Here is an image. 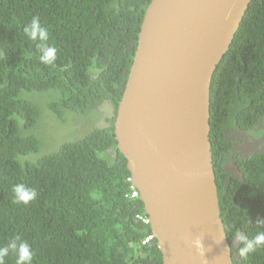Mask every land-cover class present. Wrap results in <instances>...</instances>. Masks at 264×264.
<instances>
[{"label":"trees","instance_id":"obj_1","mask_svg":"<svg viewBox=\"0 0 264 264\" xmlns=\"http://www.w3.org/2000/svg\"><path fill=\"white\" fill-rule=\"evenodd\" d=\"M149 2L18 0L7 12L22 28L33 16L44 23L57 19L48 28L49 45L60 49L70 39L74 47H92L95 54L103 50V56L116 57L128 68ZM9 24V20L0 21V27L6 29ZM1 37L8 42L13 56L0 57V95L6 99L5 106L16 109V114L0 110V246L17 236L28 241L33 249L32 264H161L162 253L155 242L139 245L149 229L135 216L144 213L142 201L126 196L129 171L126 159L115 150L113 124L95 129L83 142L65 141L36 162L26 158L31 153L40 156L48 151L40 153L38 138L28 133L39 110L33 101L19 96L16 84L29 92H34V87L51 91L45 102L57 114L67 100L76 96L82 101L74 108L86 111L98 106L103 98L113 97L91 81L89 74L75 82L65 72L56 78L55 86L42 84L46 81H42L41 69L47 71L50 67L40 63L35 42L25 35L12 38L6 32ZM210 89L213 167L217 171V165L221 173L219 157L228 145L223 130L231 126L247 129L254 123L260 126L259 118L264 117V0H250L228 52L213 73ZM114 103L116 107V100ZM47 160L69 165V184L53 188L35 178L36 202H15L12 188L19 182L20 172L40 175ZM241 165L245 172L240 196L243 203L238 201V180L222 185L223 177H217L215 182L226 233L233 236L241 230L252 238L264 231V225L256 223L264 218V153L248 157ZM257 189L261 194L259 206L255 203ZM233 263L264 264V246ZM5 264H15L14 253H9Z\"/></svg>","mask_w":264,"mask_h":264},{"label":"water","instance_id":"obj_2","mask_svg":"<svg viewBox=\"0 0 264 264\" xmlns=\"http://www.w3.org/2000/svg\"><path fill=\"white\" fill-rule=\"evenodd\" d=\"M249 2L151 0L119 106L115 113L110 107L113 121L103 122L114 123L117 151L150 218L162 264H233L224 251L229 246L215 183L210 88ZM197 236L205 257L190 244ZM174 246L180 254L172 255L190 260L172 262L168 249ZM233 257L239 259L234 247Z\"/></svg>","mask_w":264,"mask_h":264},{"label":"clouds","instance_id":"obj_3","mask_svg":"<svg viewBox=\"0 0 264 264\" xmlns=\"http://www.w3.org/2000/svg\"><path fill=\"white\" fill-rule=\"evenodd\" d=\"M17 2L18 0H0V21H10L9 27L7 29L0 27V57L4 56L7 58H11L13 56V50L9 46L8 42L3 37H1L2 33L6 32L12 38H18L19 35H25L29 40L35 42V46L40 53L38 57L40 63L48 65L50 67V69H48L47 71L46 68L41 69L42 81H46L42 84L55 86L57 83L56 78L64 75L65 72L70 80L75 82L82 76L89 74L91 81L97 82V85L98 87H100V89H107L109 95L113 97V99L103 98L98 106H96L94 109L86 111L83 108H74L75 103H81L82 101L81 96H76L74 99L67 100L66 103L63 104V107L61 108L59 114L50 109L45 102L47 108L57 115H60L63 110H69L78 114H82V116L78 115L69 120V122L74 121L72 125H77L78 121L81 118L86 119L89 116L91 123L84 129L86 133L79 139L69 141L73 143L83 142L92 135L95 129L103 128V122L113 121V119L109 118V116H112L110 107H112L114 109V112H116L117 106H119V102L122 98L125 85L128 80V75L135 52L133 53L130 65L128 66V68H126L125 62H120L116 57L103 56V50H99L95 54L92 47L90 49L76 48L73 46V42L70 39H68L64 44L61 45L60 49H58L47 43L49 39L48 28L57 19H51L48 22L44 23L38 16H33L24 24L22 28L20 24L7 12ZM97 39L93 44H96ZM128 50H131V46L128 48ZM104 76L106 77L104 78ZM16 88L20 91L19 96L21 98L32 97L33 95H31L29 91L25 89V86H21L19 88L16 84ZM33 91L38 93L44 92L46 94V98L51 92L38 91L36 87H34ZM87 91H89L88 88ZM114 100H116V107ZM5 105L6 99L2 95H0V110L6 109L5 113L7 115L11 113L16 114V109H11L9 107L7 108ZM263 118L264 117L261 116L259 119L263 120ZM49 150V146L43 145L40 153ZM115 150L117 151V148ZM260 153L263 152L256 151L249 155ZM38 155L35 157L36 159L38 158ZM70 175L71 170L69 165L65 162L56 160H47L45 163H43L40 175H36L33 171H21L19 174V182H15V185L12 188L15 202L23 205H28L32 201L36 202L38 193L36 189L33 188L35 178H39L48 187L54 188L56 186L64 187L65 185H68L70 181ZM126 181L129 183L126 196L139 199V191L137 188V192L135 191V185L132 183L130 173L126 177ZM38 192H42V190L39 189ZM135 216L149 229L139 241V245L144 246L153 242L156 243L154 234L150 229V218L148 217V215L144 212L137 213ZM144 218L147 219V222L143 220ZM256 223L258 225H264V218L257 219ZM233 239L235 241L234 246L236 244L241 245L237 249L238 255L242 258L247 257L249 254L255 252L258 248L264 246V231H258L252 238H249L242 233L236 232L233 234ZM215 243L219 245L220 243H222V240L216 241ZM190 244L201 257H205L206 249L204 244L202 243V237H195L190 241ZM224 251L230 252L231 249L225 248ZM10 252L14 253L15 255V264H32L33 262V249L31 244L28 241L21 239L19 236H17L7 245L0 246V264H5V258L9 255Z\"/></svg>","mask_w":264,"mask_h":264},{"label":"flooded vegetation","instance_id":"obj_4","mask_svg":"<svg viewBox=\"0 0 264 264\" xmlns=\"http://www.w3.org/2000/svg\"><path fill=\"white\" fill-rule=\"evenodd\" d=\"M262 124H263L262 127L259 126L258 123H254L252 126H250L247 129H243L237 126H231L223 130L224 140L228 145L226 148L222 149L223 156L219 157L221 173L218 172L216 165L217 171H215V178L223 177L222 185L227 184L231 180L239 181L238 187L240 189V194H238L239 197L238 201L240 204L243 203V199L240 196H241V192H243L244 190V180H245V172L240 169V166H242L241 161H246L248 157L255 156L256 154L255 155H249V154H252L256 151H261L264 153V118L262 120ZM232 128H235L237 130L229 132V130ZM236 170H238L241 173V178L238 177ZM256 193L257 196L255 197V203L257 206H259L261 203V194L258 189L256 190ZM232 238L233 236L227 234L228 246L231 249L230 258L231 261H235L238 259H235L233 257V247L236 253L238 254L237 247L239 246L235 247L231 245Z\"/></svg>","mask_w":264,"mask_h":264},{"label":"rangeland","instance_id":"obj_5","mask_svg":"<svg viewBox=\"0 0 264 264\" xmlns=\"http://www.w3.org/2000/svg\"><path fill=\"white\" fill-rule=\"evenodd\" d=\"M29 93L31 95L33 94L32 97L25 98L30 99L36 104L39 110V115L35 125L30 130H28V133L34 134L38 138L40 143L39 150L42 149L43 145H47L49 147L54 146L52 150L38 157L44 156L56 150L63 142L79 139L86 133L84 129L91 123L89 116L86 119L81 118L78 121L77 125H72L74 121L69 122V120L78 115L82 116V114H78L69 110H63L60 115H57L47 108L45 104L46 94L44 92ZM260 126L262 127L263 124H261ZM235 130L237 129L232 128L229 130V132ZM37 155L38 154L36 153H31L26 158L29 159L30 162H36L38 161V159L35 158Z\"/></svg>","mask_w":264,"mask_h":264},{"label":"bare ground","instance_id":"obj_6","mask_svg":"<svg viewBox=\"0 0 264 264\" xmlns=\"http://www.w3.org/2000/svg\"><path fill=\"white\" fill-rule=\"evenodd\" d=\"M250 3V2H249ZM237 32V31H236ZM236 32H235V34H236ZM235 34H234V36H235ZM234 38V37H233ZM136 50H137V45H136V48H135V51L134 52H136ZM156 72H157V66L156 67H154V69L151 71V73H152V76H154L155 74H156ZM151 79H152V77H151ZM127 115H129V113H127ZM136 115V114H135ZM128 122V121H127ZM127 122H120V123H127ZM113 127H114V123H113ZM216 183V182H215ZM135 188V191H136V186L134 187ZM137 192V191H136ZM139 194V193H138ZM143 203V202H142ZM143 206H144V203H143ZM220 214H221V212H220ZM173 222H170V223H168V225H171ZM157 225H159V224H157ZM157 232H162V230H157ZM172 234L174 235V236H176V237H178V236H180L181 237V239H183L184 238V236H183V233H180V235H178L177 233H175V231H172ZM185 252V254H186V256H190L191 258L193 257L192 256V254L194 253V252H189V251H184ZM162 253V252H161ZM174 253H176V254H180L179 253V251H177L176 249H175V246L174 247H170L169 249H168V254H170V256H172V262H175V263H177V262H180V263H184L185 261H189L190 259H186V258H177L176 256H174V255H172V254H174ZM163 254H162V261H163Z\"/></svg>","mask_w":264,"mask_h":264},{"label":"built area","instance_id":"obj_7","mask_svg":"<svg viewBox=\"0 0 264 264\" xmlns=\"http://www.w3.org/2000/svg\"><path fill=\"white\" fill-rule=\"evenodd\" d=\"M134 194H135V192H134ZM143 220H144L145 222H147V219H146V218H144Z\"/></svg>","mask_w":264,"mask_h":264}]
</instances>
